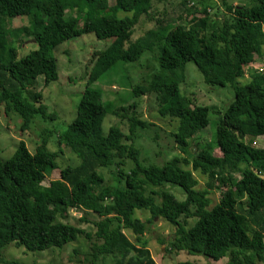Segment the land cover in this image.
I'll return each mask as SVG.
<instances>
[{"label": "trees", "instance_id": "1", "mask_svg": "<svg viewBox=\"0 0 264 264\" xmlns=\"http://www.w3.org/2000/svg\"><path fill=\"white\" fill-rule=\"evenodd\" d=\"M220 1L222 19L210 18L204 7L200 17L184 25L157 19L154 29L131 41L140 18H152L153 0H112V4L110 0H0V105L6 115L21 119V131L36 116H46L41 95L33 89L39 77L45 85L58 79L53 51L83 34L110 41L104 51L93 54L75 118L56 137L79 165L66 166L59 179L42 185L58 169V154L48 149L49 132L33 154L20 141L8 160H0V251L11 244L28 252L61 249L83 236L89 242L88 264H98L106 256L114 258L113 264H157L143 240L146 224L134 217L136 210H144L151 215L148 223L159 217L175 227L169 250L214 262L226 258L225 264H264V148L244 142L245 137L264 139V70L246 84L238 81L254 56L264 58V0L249 7ZM120 12L127 16L118 17ZM19 17L32 19L30 26L16 32L33 39L37 49L17 60L4 19ZM145 52L153 53L157 69L132 87L131 94L134 98L155 95L158 114L178 122L173 138L183 153L195 134L208 126V108L194 105L180 93L185 65L194 63L206 84L233 89L234 98L216 133L221 157L203 149L189 156L190 161L174 158L161 167L141 165L133 143L137 128L147 124L134 112L127 117L128 135L116 126L102 134L110 105L92 84L118 62H137ZM190 165L207 178V189H197L193 172L182 167ZM112 167L115 186L97 172ZM166 186L180 188L185 200L177 201ZM214 188L228 191L210 209L209 189ZM243 199L242 211L237 205ZM70 209L96 215L94 233L56 221ZM188 219L194 220L191 226ZM124 230L132 233L133 241ZM0 263L22 264L2 259Z\"/></svg>", "mask_w": 264, "mask_h": 264}, {"label": "rangeland", "instance_id": "2", "mask_svg": "<svg viewBox=\"0 0 264 264\" xmlns=\"http://www.w3.org/2000/svg\"><path fill=\"white\" fill-rule=\"evenodd\" d=\"M226 2L234 6L249 7L253 5L255 0H226ZM110 4H112V0H110ZM204 7L207 9L210 18L222 19L225 16L224 7L220 0H153L152 18H140L134 27L131 41L143 37L147 31L154 29L157 19L163 18L171 22L173 26L179 23L184 25L192 17H200V11ZM124 16L127 15L122 12L118 15L120 18ZM180 17L182 18L179 19ZM31 24L32 19L30 17L4 19L5 28L10 33L9 43L16 49L17 60L37 49L33 39L25 38L16 32L20 27H28ZM81 26L82 23L80 22L79 27ZM109 44L110 41L97 40L90 33L63 42L53 51L52 55L57 63L58 79L45 85L43 77H39L33 89L34 92L41 95L40 102L46 109V116H36L27 130L21 131V119L13 113L6 115L4 107L0 105L1 161L8 160L14 154L20 141L24 142L28 151L33 154L45 133L49 132L48 149L58 154L56 159L58 169L51 172L42 185L48 186L51 181L59 179V171L66 166L75 167L79 165V160L67 147L58 145L56 137L75 118L76 106L85 89L92 67L93 54L104 51ZM254 58V63L244 68V76L238 80L242 85L246 84L255 74H259L264 70V58L258 59L256 56ZM156 69L153 53L145 52L137 62H118L101 79L92 84L91 88L99 90L103 102L110 105L109 112L102 123V134L105 136L110 127L116 126L125 135H128L127 117L134 112L140 120L147 124L144 129L137 128L136 139L133 143L140 151L139 162L141 165L161 167L174 158L190 161L189 156H194L203 149H211L214 156L221 157V152L215 147L216 133L221 116L234 98L233 89L229 85L220 87L206 84L194 63L188 62L185 65L184 80L180 83V93L182 96L188 97L194 105L208 108V126L195 134L193 139L189 141L186 153H183L173 138L178 122L175 119L161 117L158 114L155 95L148 94L134 98L131 94L132 87L142 83ZM132 105H135L134 109L129 108ZM244 142L255 148H264L262 137H245ZM129 166H131V163L128 164ZM242 166L240 165L241 168H243ZM182 167L193 172V176L198 181L197 189H207V178L205 176L194 172L191 165ZM127 168L125 171L128 170ZM97 172L104 176L105 183L116 185L113 167L98 169ZM166 187L177 201L182 202L185 200V194L180 188L175 186ZM227 191L226 188L209 189V208L211 209L218 204L222 193ZM237 206L243 211L245 200H241ZM134 217L146 224L143 240L146 242L151 257L157 264H179L183 262L222 264L227 261L225 258L214 262L204 256L169 250L168 242L174 236V226L159 217L148 223L151 215L144 210H136ZM97 220L96 215L76 209H70L65 217L59 215L56 217L57 222L76 226L91 234L95 231L94 222ZM187 223L188 226H191L194 220L188 219ZM123 232L129 240H134V236L130 231L124 230ZM88 253L89 242L81 236L75 242H70L61 249L50 248L41 252H28L23 247L11 244L1 249L0 259L22 264H88L86 260ZM113 263L114 258L110 256L103 257L98 262V264Z\"/></svg>", "mask_w": 264, "mask_h": 264}, {"label": "crops", "instance_id": "3", "mask_svg": "<svg viewBox=\"0 0 264 264\" xmlns=\"http://www.w3.org/2000/svg\"><path fill=\"white\" fill-rule=\"evenodd\" d=\"M221 264V263H220ZM222 264H225V263H222Z\"/></svg>", "mask_w": 264, "mask_h": 264}]
</instances>
